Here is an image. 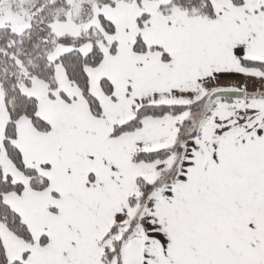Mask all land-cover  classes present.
<instances>
[{"label":"snow or ice","instance_id":"obj_1","mask_svg":"<svg viewBox=\"0 0 264 264\" xmlns=\"http://www.w3.org/2000/svg\"><path fill=\"white\" fill-rule=\"evenodd\" d=\"M0 264H264V0H0Z\"/></svg>","mask_w":264,"mask_h":264}]
</instances>
